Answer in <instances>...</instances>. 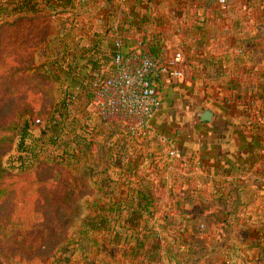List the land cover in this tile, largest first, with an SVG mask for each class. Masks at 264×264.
I'll use <instances>...</instances> for the list:
<instances>
[{
  "label": "crops",
  "instance_id": "1",
  "mask_svg": "<svg viewBox=\"0 0 264 264\" xmlns=\"http://www.w3.org/2000/svg\"><path fill=\"white\" fill-rule=\"evenodd\" d=\"M71 13L68 79L108 67L117 36L160 60L182 50L186 73L156 80L147 136L115 126L110 168L78 174L93 199L67 264H264V0H90Z\"/></svg>",
  "mask_w": 264,
  "mask_h": 264
},
{
  "label": "rangeland",
  "instance_id": "2",
  "mask_svg": "<svg viewBox=\"0 0 264 264\" xmlns=\"http://www.w3.org/2000/svg\"><path fill=\"white\" fill-rule=\"evenodd\" d=\"M63 3V0H53L51 10L39 9L32 17L24 20L13 21V17L7 19L8 23L5 24L0 21V124L7 127L11 135V141L0 148V160L4 168L8 161L14 160L21 153L17 144L23 124L33 125L35 130L34 133L30 132L28 140L36 141L37 144L40 141L36 137V129L47 125L53 118L61 119L63 124L66 122L71 129L59 138L57 148L50 142L51 135L43 132L46 135L42 139L47 145L44 150L43 146L33 148L30 145V156L23 157L24 165L20 168H7L10 170L7 172L9 176L3 182L12 183L13 191L7 196L10 199L0 207V217H3V221L22 222L24 226L32 224L33 227L23 229L20 226L21 231L17 229L19 227H14L9 234L6 232L8 227L2 231L10 239L15 235L18 241L15 244L0 242L1 254L6 255L1 264H67L69 257H66V253L74 252V244L77 243L72 232L78 227L76 221L71 225L67 223L70 209L62 182L67 181L70 176L79 177L83 166L91 177L86 178L92 181V176L104 173L113 163L110 155H113L111 150L117 133L110 130L109 125L120 124L92 122L97 130V137L90 141L91 144H87L80 130L87 119L83 113L88 111L80 109V112H70L71 115L67 116L65 109L56 107L63 102L66 88L75 83L67 77L68 65L65 68L63 66L69 59L68 49L71 44L78 42V33L65 32L73 25H78L77 16L71 13L72 9L79 8L78 3L76 0L72 6ZM200 53L201 51L196 52L198 55ZM58 62L63 63L56 65ZM29 66L32 70H27ZM35 119H40L41 123H35ZM93 131L94 128L91 129ZM68 141L73 143L68 144ZM67 144L73 148L70 153L72 157L65 155ZM38 179L46 185L41 184ZM104 184H108V181ZM92 199V190L82 191L74 203H71L75 204L73 211L79 213L83 204H89ZM48 229L53 232L46 236L47 240L40 241V244L26 236L32 232L35 234L34 238L37 234L42 237L48 234L45 233ZM5 236L4 240L7 239ZM20 256L29 260L25 261Z\"/></svg>",
  "mask_w": 264,
  "mask_h": 264
},
{
  "label": "built area",
  "instance_id": "3",
  "mask_svg": "<svg viewBox=\"0 0 264 264\" xmlns=\"http://www.w3.org/2000/svg\"><path fill=\"white\" fill-rule=\"evenodd\" d=\"M76 1L80 8L86 6L90 0ZM127 1L129 0H116V3L124 5ZM52 2L53 0L47 4L45 10L52 9ZM124 46L121 36L112 39L110 65L99 70H93L85 79L76 80L73 85L70 84L66 88L63 102L56 106L65 109L67 116L71 115L70 112L74 113L77 110L80 112V109L88 111L83 113L87 119L82 124L83 129L80 130L84 140H87V144H91L90 141H94L97 137V130L92 122L120 124L116 126L121 128L122 139H139L147 136L150 131L151 119L159 111L162 103L156 87V80L160 76L175 79L185 77L186 65L182 50L172 51L163 60L158 61L149 54L140 41L134 47L127 48ZM48 122L47 125L38 126L39 128L36 129L38 133L36 137H38L40 144L28 140L30 132L34 133L35 130L32 128V124H28L27 134L23 139L24 148L19 150L21 153L14 160L8 161L7 165L5 164L8 168L16 166L20 168L24 165L23 157L30 156V145L33 148L43 146L42 150H44L47 145L42 136L46 135L47 132L51 135V144L57 148L56 144L59 143V138L71 130L66 122L63 124L61 119L53 118ZM35 123H41L40 119H35ZM109 126L110 130H113L115 125ZM93 128L94 131L91 132ZM67 143L72 144L73 142L68 141ZM72 149L68 145L65 148V155L72 156V154L70 155ZM167 155L170 158H175L179 152L175 148H169ZM88 169L91 170L90 167Z\"/></svg>",
  "mask_w": 264,
  "mask_h": 264
},
{
  "label": "trees",
  "instance_id": "4",
  "mask_svg": "<svg viewBox=\"0 0 264 264\" xmlns=\"http://www.w3.org/2000/svg\"><path fill=\"white\" fill-rule=\"evenodd\" d=\"M50 1L51 0H0V21H1V24L8 23L7 19L13 18V17H14L13 21H17L18 19L24 20L27 17H32L35 13H37L39 11V9L42 10V8H46L47 4H49ZM63 5L72 6V0H66L63 3ZM156 49H155V52H156ZM150 52H151L150 55L152 57H154V54H155L154 50L150 49ZM154 58L157 59V57H154ZM157 60L161 61L160 59H157ZM27 70H32V67L29 66L27 68ZM31 75H34V74L31 73ZM27 129H28L27 124H23L22 128L20 129V140L17 144L19 149L24 148L23 139L27 134ZM7 130H8L7 127L0 124V148L3 147L5 144L7 145V143H9L11 141V135H10V133H8ZM7 168L8 167L4 168L3 163L0 160V207L3 205V203L6 200L10 199V197L7 198V196L13 191L12 183L4 184V182H3L9 176L7 174V172L9 173L10 170ZM86 180H87V178L83 177V176H79V177L70 176L67 179V181L62 182L63 186L65 188V192L67 194L68 208L70 209V212H68V217H69L68 221L69 222H67L69 225H71L73 223V221L75 222L76 218L78 216V212L73 211L75 204H71V203H74L75 198L78 197L82 191L91 190V188H90V186ZM38 181L40 182L39 179H38ZM41 181H43V180H41ZM40 183L43 185H46L45 182H40ZM138 200L140 202H144V204H147L149 202L147 196H144V195H142V196L138 195ZM2 219H3V217H0V242L4 241L7 244L9 242H11V243L13 242V244H15L16 243L15 241H18V240H16L15 235L12 236V237H14L12 239H10L8 235L5 236V234L2 231L3 230L5 231L6 227H8V230L6 231L8 234L11 232V230H14V227H19L17 229H20V231L22 230L21 228L24 229L26 227H29V228L33 227L32 224L31 225L28 224V225L24 226L22 224V222L15 223V222H10L8 220L3 221ZM20 226H21V228H20ZM52 229L55 230V228H53V227H52ZM51 232H53V231L48 229V231L45 232L48 234H45L42 237H39V234H37L36 238H34L35 234H33L32 232H30L31 235H26V236L30 240L34 239L35 243L39 242L38 244H40L41 242H44L45 240L48 239V237L46 238V236H48L49 233H51ZM19 235L22 236L20 233H19ZM4 236H5V238H7L6 240L3 239ZM20 257H24L25 261L29 260L25 256H20ZM4 258L6 259V255H2L1 251H0V264Z\"/></svg>",
  "mask_w": 264,
  "mask_h": 264
},
{
  "label": "water",
  "instance_id": "5",
  "mask_svg": "<svg viewBox=\"0 0 264 264\" xmlns=\"http://www.w3.org/2000/svg\"><path fill=\"white\" fill-rule=\"evenodd\" d=\"M212 113L209 109H205L200 114L201 121L208 122L211 120Z\"/></svg>",
  "mask_w": 264,
  "mask_h": 264
}]
</instances>
